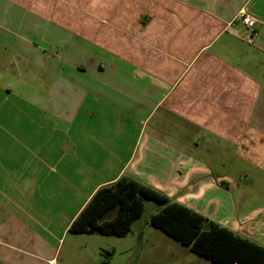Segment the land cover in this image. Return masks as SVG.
Segmentation results:
<instances>
[{"label": "crops", "instance_id": "0c3cea01", "mask_svg": "<svg viewBox=\"0 0 264 264\" xmlns=\"http://www.w3.org/2000/svg\"><path fill=\"white\" fill-rule=\"evenodd\" d=\"M121 178L264 224V0H0V264H100L69 227Z\"/></svg>", "mask_w": 264, "mask_h": 264}, {"label": "trees", "instance_id": "16d2710c", "mask_svg": "<svg viewBox=\"0 0 264 264\" xmlns=\"http://www.w3.org/2000/svg\"><path fill=\"white\" fill-rule=\"evenodd\" d=\"M148 201L160 207L150 216L149 225L195 255L212 264H264V247L128 178L97 190L73 220L69 232L125 237L131 225L141 218ZM110 210L115 211L113 218L99 222ZM104 256L100 264H109L112 252H105Z\"/></svg>", "mask_w": 264, "mask_h": 264}, {"label": "rangeland", "instance_id": "374dc122", "mask_svg": "<svg viewBox=\"0 0 264 264\" xmlns=\"http://www.w3.org/2000/svg\"><path fill=\"white\" fill-rule=\"evenodd\" d=\"M159 208L154 202H145L141 218L131 225L127 235L122 238L112 237L110 239L117 242V245L114 246L113 249L115 250L108 259L109 264H212L190 252L189 249L178 245L149 225L151 213L159 210ZM240 226H242V230L248 226L250 232L248 235L252 237L250 240L264 247V224L255 223L254 225L251 223ZM239 235L240 237L246 236L242 233ZM80 238L88 240V243L84 242V245L89 256H96L95 245L91 241L92 238H96V235H86ZM104 253L100 252L99 256L97 255L99 263L104 260Z\"/></svg>", "mask_w": 264, "mask_h": 264}, {"label": "built area", "instance_id": "2783aa9c", "mask_svg": "<svg viewBox=\"0 0 264 264\" xmlns=\"http://www.w3.org/2000/svg\"><path fill=\"white\" fill-rule=\"evenodd\" d=\"M236 19L240 24L247 28H253L255 25V20L253 18L242 13L239 14Z\"/></svg>", "mask_w": 264, "mask_h": 264}]
</instances>
